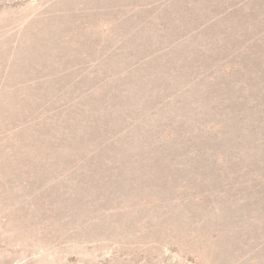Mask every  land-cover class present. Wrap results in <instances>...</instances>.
<instances>
[{"label":"rangeland","instance_id":"374dc122","mask_svg":"<svg viewBox=\"0 0 264 264\" xmlns=\"http://www.w3.org/2000/svg\"><path fill=\"white\" fill-rule=\"evenodd\" d=\"M0 264H264V0H0Z\"/></svg>","mask_w":264,"mask_h":264}]
</instances>
